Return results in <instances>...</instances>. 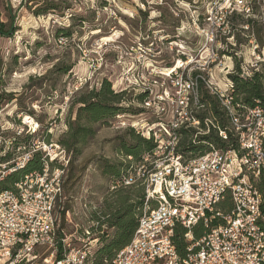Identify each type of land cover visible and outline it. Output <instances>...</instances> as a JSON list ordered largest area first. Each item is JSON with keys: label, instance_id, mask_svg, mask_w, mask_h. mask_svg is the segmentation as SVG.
Segmentation results:
<instances>
[{"label": "rangeland", "instance_id": "obj_1", "mask_svg": "<svg viewBox=\"0 0 264 264\" xmlns=\"http://www.w3.org/2000/svg\"><path fill=\"white\" fill-rule=\"evenodd\" d=\"M0 22L11 30L0 36V159L8 157L0 160V183L35 154L45 161L41 174L0 193L25 199L41 193L66 251L81 240L91 244L87 264L115 236V227L102 223L111 215L108 204L125 197L136 218L145 209L142 175L155 157L132 164L137 179L129 186L115 183L109 171L129 161L120 145L131 142V129L146 138L159 122L143 104L153 80L169 71L197 76L204 80L199 99L206 92L217 100L206 84L231 95L229 75L238 67L245 79L261 74L264 88V0H0ZM103 81L118 94L122 114L96 123L83 114L77 126L91 134L68 149L61 142L74 140L68 123L76 120L78 101ZM169 118L168 112L161 122ZM256 180L264 186V178ZM51 253L37 248L25 264H51Z\"/></svg>", "mask_w": 264, "mask_h": 264}, {"label": "built area", "instance_id": "obj_2", "mask_svg": "<svg viewBox=\"0 0 264 264\" xmlns=\"http://www.w3.org/2000/svg\"><path fill=\"white\" fill-rule=\"evenodd\" d=\"M172 73L162 74L165 78L153 80L144 90L148 96L144 108L159 121L146 132V139H152L156 147L144 161L155 158L142 175L145 209L132 240L110 264H264V193L256 183L264 178V109L234 103L227 90L221 92L206 84L228 120L238 149L210 146L204 155L183 159L177 153L181 129L194 130L193 140L209 134L210 127L222 140L227 136L210 116L197 117L198 110L204 109L199 77L192 80ZM152 87H158L154 94ZM168 112L169 120L161 122ZM127 159L131 161V157ZM142 168L144 164L139 171ZM136 179L128 173L123 184L129 186ZM226 197L230 210L223 212L218 206ZM199 223L207 233L193 241L191 230ZM56 226L41 193L29 199L0 193V263L25 264L33 258L34 250L46 248L52 250L51 264H87L91 244L81 240L80 247L66 251V240ZM175 226L187 230L183 256L177 254L172 242Z\"/></svg>", "mask_w": 264, "mask_h": 264}, {"label": "trees", "instance_id": "obj_3", "mask_svg": "<svg viewBox=\"0 0 264 264\" xmlns=\"http://www.w3.org/2000/svg\"><path fill=\"white\" fill-rule=\"evenodd\" d=\"M5 27L6 26L0 22L1 37H7L11 33V30L7 31ZM229 78L232 82L231 96L234 103L248 108L260 106L264 109V88L261 74L254 73L251 78L245 79L240 76L238 67H236V71L230 74ZM196 80L198 87L204 89V80L201 78H197ZM200 102L204 105V108H207L208 112L202 115L197 114V117L203 120L205 116H210L213 121L219 125V128L226 132L227 140H222L218 136L217 131L212 129V127L209 128V134L198 136L195 140H193L194 130L181 129L178 132L179 142L177 153L181 155L183 159L188 160L204 155L210 150V146L215 149L228 148L237 150L238 143L231 135L227 118L224 113L218 109L219 105L217 100H215L214 97L208 96L206 92H203V97L200 99ZM78 104L79 108L76 113V120L73 123H68V136L74 140L71 145L68 144L67 140L61 142L68 149L76 143L79 144V142H83L86 134H91V130L88 129L87 126L83 127V130L77 126L83 114L85 115L86 122L96 123L107 117L113 118L118 116L123 112V110L117 106L118 94L112 92L110 84L106 81H103L100 90L90 92L86 98L79 100ZM200 125L204 127L203 123ZM80 133H83L81 134L82 136ZM130 137L131 142H122L120 145V152H122L125 158L131 157V161L129 160L125 164H120L115 170L110 169L109 171L115 183L119 182L123 184L124 179L127 178L130 172L129 170L132 164H135V162L143 163L144 158L150 155L156 147L152 139L141 138L139 135H135L133 129L130 130ZM7 158V156H4L0 160L5 161ZM44 163L45 161L41 160L38 154L33 155L32 159H30L22 169L13 172V174H10L1 181L0 192L12 190L15 184L22 181L24 176L34 173L41 174ZM257 187L259 191L264 193V186L258 185ZM143 202L144 197L140 199L139 204L141 205ZM107 209L111 215L102 223H108L109 226L115 227V236L110 244H105L103 247L99 248L96 252V258L93 264H110L116 253L130 243L132 235L137 227L139 216L136 218L137 216L134 212V208L127 204V198H116L113 203L107 205ZM218 209L223 212H228L230 210V201L228 197L218 206ZM261 209L262 213H264V205ZM216 223L217 222H213L212 225ZM186 233V229L175 226L172 242L177 254L180 256L185 255L188 246L184 238ZM191 233L193 241H197L207 233V230L199 223L192 228ZM58 234L62 235V232L58 231ZM59 257L60 252L57 254V258Z\"/></svg>", "mask_w": 264, "mask_h": 264}, {"label": "bare ground", "instance_id": "obj_4", "mask_svg": "<svg viewBox=\"0 0 264 264\" xmlns=\"http://www.w3.org/2000/svg\"><path fill=\"white\" fill-rule=\"evenodd\" d=\"M173 71V70H172ZM170 72V71H169Z\"/></svg>", "mask_w": 264, "mask_h": 264}]
</instances>
